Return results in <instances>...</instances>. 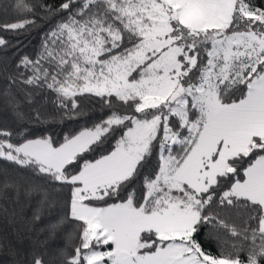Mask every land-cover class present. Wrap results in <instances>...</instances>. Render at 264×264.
Here are the masks:
<instances>
[{
  "label": "snow or ice",
  "instance_id": "1",
  "mask_svg": "<svg viewBox=\"0 0 264 264\" xmlns=\"http://www.w3.org/2000/svg\"><path fill=\"white\" fill-rule=\"evenodd\" d=\"M0 13V198L54 217L27 264H264V0ZM45 27L34 55H6L7 34Z\"/></svg>",
  "mask_w": 264,
  "mask_h": 264
},
{
  "label": "trees",
  "instance_id": "2",
  "mask_svg": "<svg viewBox=\"0 0 264 264\" xmlns=\"http://www.w3.org/2000/svg\"><path fill=\"white\" fill-rule=\"evenodd\" d=\"M14 0H0V5L5 3L11 4ZM10 15H15L9 9ZM0 19H3L2 13H0ZM45 28L33 30L30 33H24L19 36L9 33L7 38L12 41L13 46L7 50L6 55L11 58L19 51V54L34 55L38 50L41 34ZM17 41H20L19 48L17 49ZM5 56V53L0 51V57ZM98 114V112H97ZM68 122L65 124H49L44 127L47 128L48 134L60 139L70 129L79 130L80 124ZM44 129L37 127L34 129L35 135L43 134ZM36 198L28 199L21 194L19 202H16L13 193H8V199L0 198V207H7L9 212L14 211L13 223L9 224L7 219L2 213H0V264H27L31 253V241L30 236H34L35 232H30L29 229H39L47 224L54 217L44 216L40 221L33 222V214L36 208ZM61 240H55L52 242V246L62 244Z\"/></svg>",
  "mask_w": 264,
  "mask_h": 264
}]
</instances>
